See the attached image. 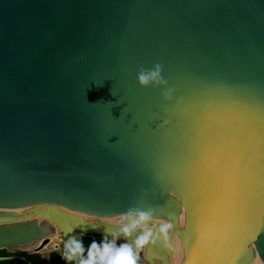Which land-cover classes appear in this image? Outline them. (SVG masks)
Returning <instances> with one entry per match:
<instances>
[{
    "label": "water",
    "instance_id": "obj_1",
    "mask_svg": "<svg viewBox=\"0 0 264 264\" xmlns=\"http://www.w3.org/2000/svg\"><path fill=\"white\" fill-rule=\"evenodd\" d=\"M153 64L167 102L136 81ZM248 88L264 0H0V249L55 225L62 251L148 232L151 264H264V136L253 181L223 135ZM134 209L150 219L125 234Z\"/></svg>",
    "mask_w": 264,
    "mask_h": 264
},
{
    "label": "clouds",
    "instance_id": "obj_2",
    "mask_svg": "<svg viewBox=\"0 0 264 264\" xmlns=\"http://www.w3.org/2000/svg\"><path fill=\"white\" fill-rule=\"evenodd\" d=\"M136 81L142 87H152L161 90L160 94L164 101H169L173 96V89L168 86V81L161 76V66L153 64L151 68L145 69L139 67L136 73ZM151 209L140 210L134 209L128 213L129 223L123 225L121 232L129 234L137 225L149 221ZM86 219H94L86 217ZM169 228L167 223L161 224L157 231L163 234ZM149 239V233L145 232L139 235L134 241L116 245L114 240H101L98 244L95 240L91 241L87 249L83 246V241L79 236H69L64 241L63 251L60 253L61 258L67 261H75L76 264H135V253L133 245L136 248L142 246Z\"/></svg>",
    "mask_w": 264,
    "mask_h": 264
},
{
    "label": "snow or ice",
    "instance_id": "obj_3",
    "mask_svg": "<svg viewBox=\"0 0 264 264\" xmlns=\"http://www.w3.org/2000/svg\"><path fill=\"white\" fill-rule=\"evenodd\" d=\"M239 99L243 109L242 117H233L223 135L226 146L237 150L238 164L248 170L250 179L254 181L258 171L254 157L260 150L258 139L264 136V95L248 88Z\"/></svg>",
    "mask_w": 264,
    "mask_h": 264
},
{
    "label": "rangeland",
    "instance_id": "obj_4",
    "mask_svg": "<svg viewBox=\"0 0 264 264\" xmlns=\"http://www.w3.org/2000/svg\"><path fill=\"white\" fill-rule=\"evenodd\" d=\"M49 237V242L45 245L44 249L42 251H44L42 254L46 255L51 251H57L59 253L62 252V247H61V231L58 227H54L52 228V232H50L48 234ZM107 237V239L110 240H114L116 245H120L121 243H129L131 241H128L126 239V237L122 234H117V235H107L105 236ZM40 239L26 243L21 245L22 248H24V250L26 251H33L34 247H36L37 244L40 243ZM133 251L135 253V264H151L146 256H145V252L143 249V246H140L139 248H136L135 245H133ZM159 264V263H156Z\"/></svg>",
    "mask_w": 264,
    "mask_h": 264
},
{
    "label": "trees",
    "instance_id": "obj_5",
    "mask_svg": "<svg viewBox=\"0 0 264 264\" xmlns=\"http://www.w3.org/2000/svg\"><path fill=\"white\" fill-rule=\"evenodd\" d=\"M95 240L98 244L101 240H108L107 237L99 234H95L94 236H86L83 239L84 248L87 249L89 243ZM20 254L29 258L34 264H65L64 260L61 258V255L57 251H51L48 253L47 257H45L39 251H26V250H15L9 251L7 248L0 249V255H13ZM0 264H24L20 260L15 259H2L0 260Z\"/></svg>",
    "mask_w": 264,
    "mask_h": 264
},
{
    "label": "crops",
    "instance_id": "obj_6",
    "mask_svg": "<svg viewBox=\"0 0 264 264\" xmlns=\"http://www.w3.org/2000/svg\"><path fill=\"white\" fill-rule=\"evenodd\" d=\"M34 248H35V247H34ZM7 249H8L9 251L24 250V248H22L21 245H19V246H13V247H7ZM43 249H44V248H43ZM43 249H42V250H43ZM26 250H27V249H26ZM42 250H40L39 252H40V253H43L44 251H42ZM33 251H34V249H33ZM47 255H48V254H46V255L44 254L45 257H47Z\"/></svg>",
    "mask_w": 264,
    "mask_h": 264
},
{
    "label": "bare ground",
    "instance_id": "obj_7",
    "mask_svg": "<svg viewBox=\"0 0 264 264\" xmlns=\"http://www.w3.org/2000/svg\"><path fill=\"white\" fill-rule=\"evenodd\" d=\"M37 217H38L37 219H40V220H43V219H44V217H42L41 215H39V216H37ZM44 220H45V219H44ZM54 227H57V226L54 225ZM157 263L162 264L161 261H160V262H157Z\"/></svg>",
    "mask_w": 264,
    "mask_h": 264
}]
</instances>
